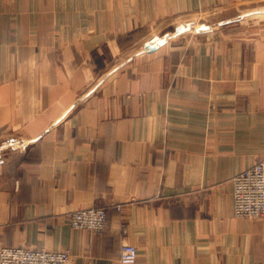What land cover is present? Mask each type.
Masks as SVG:
<instances>
[{"label": "crops", "instance_id": "obj_1", "mask_svg": "<svg viewBox=\"0 0 264 264\" xmlns=\"http://www.w3.org/2000/svg\"><path fill=\"white\" fill-rule=\"evenodd\" d=\"M183 27L206 34L170 42ZM0 140V248L264 264L233 197L264 158V0H0ZM94 207L103 233L69 224Z\"/></svg>", "mask_w": 264, "mask_h": 264}, {"label": "built area", "instance_id": "obj_2", "mask_svg": "<svg viewBox=\"0 0 264 264\" xmlns=\"http://www.w3.org/2000/svg\"><path fill=\"white\" fill-rule=\"evenodd\" d=\"M234 215L238 218H264V158L233 179ZM118 210L121 208L118 206ZM69 224L77 230L102 233L107 226V214L102 208H88L72 212ZM137 248L123 244L120 250L122 264H134ZM70 249L58 252L44 249L3 246L0 248V264H71Z\"/></svg>", "mask_w": 264, "mask_h": 264}, {"label": "rangeland", "instance_id": "obj_3", "mask_svg": "<svg viewBox=\"0 0 264 264\" xmlns=\"http://www.w3.org/2000/svg\"><path fill=\"white\" fill-rule=\"evenodd\" d=\"M199 15V16H197ZM222 14H214V12H212V14H206L205 12L203 11H198L196 16H195V25H202V24H207V25H211V24H216L218 22H220L223 17H221ZM164 29L167 27L166 24H164ZM157 27V26H155ZM156 29H159L158 27ZM162 30V29H161ZM220 30V27H217L214 29V32L216 31H219ZM204 34L206 33H203V31H199L197 28L195 27H192V28H189V27H183V28H180L177 30L176 34L173 36L172 39H170V42H173V43H178V42H181V41H195V40H201L204 36ZM139 47V46H138ZM137 48V47H136ZM134 49V48H133ZM1 141V140H0ZM4 143V142H3ZM3 143H0V148H2L3 146H6V144L4 145ZM5 148V147H3ZM15 150L14 148L12 147H8L6 148L5 150H3L2 152L0 151V156L2 159L5 158V156L9 153H12V151ZM120 208L121 206L118 205ZM117 206V207H118ZM94 208H101V207H94ZM106 211L105 208H102ZM106 214H107V211H106ZM107 227V226H106ZM88 231V230H87ZM105 231V230H104ZM103 231V232H104ZM90 232H93V231H90ZM102 232V233H103ZM95 233V232H93ZM121 233L122 234H125V228L124 227H121ZM101 234V233H100Z\"/></svg>", "mask_w": 264, "mask_h": 264}]
</instances>
